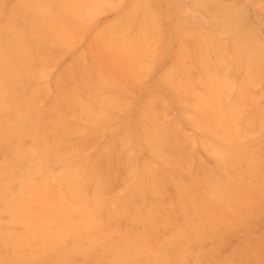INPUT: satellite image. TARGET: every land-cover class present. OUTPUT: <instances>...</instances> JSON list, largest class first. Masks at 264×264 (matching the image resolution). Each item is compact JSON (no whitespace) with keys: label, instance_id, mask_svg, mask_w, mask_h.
<instances>
[{"label":"rangeland","instance_id":"374dc122","mask_svg":"<svg viewBox=\"0 0 264 264\" xmlns=\"http://www.w3.org/2000/svg\"><path fill=\"white\" fill-rule=\"evenodd\" d=\"M0 79V264H264V0H0Z\"/></svg>","mask_w":264,"mask_h":264},{"label":"bare ground","instance_id":"6f19581e","mask_svg":"<svg viewBox=\"0 0 264 264\" xmlns=\"http://www.w3.org/2000/svg\"><path fill=\"white\" fill-rule=\"evenodd\" d=\"M41 9H42V11H43L44 8H41ZM45 10H47V9H45ZM43 12H44V11H43ZM45 12H46V11H45ZM25 31H26V30L24 29V32H25ZM20 32H21V31H20ZM35 36H36V35H35ZM39 39H40V38H39ZM38 41H39V40H38ZM124 41H125V40H124ZM24 42H25V40H24ZM28 42H29V41H28ZM5 45H6V44H5ZM36 47H37V46H36ZM8 51H9V50H8ZM31 52H32V51H31ZM33 52H34V51H33ZM22 54H23V53H22ZM33 54H34V53H33ZM31 55H32V54H31ZM24 59H25V58H24ZM14 60H15L16 62H18L16 59H14ZM251 60H252V59H251ZM19 63H20V62H19ZM19 63H16V66L20 65ZM11 64H12V63H11ZM22 64H23V63H22ZM253 64H254V63H253ZM22 66H23V65H22ZM78 66H79V68H81L80 65H78ZM10 67H11V66H10ZM14 67H15V66H14ZM20 67H21V65H20ZM257 67H258V66H257ZM72 68H73V67H72ZM14 69H15V68H14ZM14 69H13V70H14ZM20 69H21V71H22V68H20ZM254 69H255V68H254ZM257 69H258V68H257ZM258 70H259V69H258ZM258 70H257V71H258ZM255 72H256V70H255ZM19 73H21V72L19 71ZM257 73H258V72H256V74H257ZM260 75H261V74H260ZM251 76H252V75H251ZM251 76H248V77H251ZM252 77H253V76H252ZM253 79H255V78H253ZM253 79H252V80H253ZM250 80H251V79H250ZM250 80L247 81V82H250ZM252 80H251V81H252ZM0 81H1V83H2V80H1V79H0ZM255 81H256V80H255ZM254 83H255V82H254ZM249 84H250V83H249ZM2 85H3V84H2ZM1 87H3V86H1ZM67 88H68V87H67ZM67 88H66V89H67ZM68 89H69V88H68ZM68 89H67V90H68ZM69 90H70V89H69ZM73 90H74V89H73ZM73 90H72V91H73ZM0 92L3 93V90H0ZM4 92H5V90H4ZM68 92H69V91H68ZM1 93H0V95H1V97H2V99H3L4 96H2ZM4 95H5V93H4ZM4 99H5V98H4ZM4 99H3V100H4ZM47 115H48V113H47ZM154 117H155V116H154ZM25 122H26V121H25ZM29 122H32V120L29 121ZM155 122H156V121H155ZM26 124H27V122H26ZM154 124H156V123H154ZM157 125H158V126H157ZM27 126H28V125H27ZM156 126H157V127H156ZM156 126L153 127V128H155V129L157 128V129H158V128L161 127L160 124H159V122L156 124ZM4 128H6L5 130H7V126L4 127ZM41 128H42V127H41ZM80 128H81V127H80ZM8 131H9V130H8ZM30 131H31V129H30ZM158 131L160 132V130H158ZM161 131H163L162 128H161ZM6 132H7V131H6ZM31 132H32V131H31ZM123 132H124V131H123ZM151 132H152V131H151ZM14 133H15V132H14ZM152 133H154V132H152ZM163 133H165V132H163ZM163 133H162V134H163ZM149 134H150V131L147 132V133L145 134L146 137H148ZM159 134H161V133H159ZM165 134H167V133H165ZM165 134H164L163 136H166ZM154 135H155V133H154ZM119 136H120V135H119ZM129 136H130V135H129ZM131 136H132V135H131ZM152 136H153V135H152ZM157 136H158V135H157ZM160 136H161V135H160ZM163 136H161L160 138L163 139V138H162ZM33 137H34V136H33ZM120 137L122 138V136H120ZM167 137H168V135H167ZM167 137H165V138H167ZM153 138H154V137H153ZM158 138H159V136H158ZM165 138L163 139V142H165V141H164ZM151 139H152V138H151ZM167 139H168V138H167ZM155 141H156V142L159 141L158 143L161 144L162 146L166 145V144L163 145V144L161 143L162 140H159V139L157 140V139H156ZM167 141H168V140H167ZM171 142H172V141H171ZM174 142H176V140H175ZM174 142H173V143H174ZM128 143H129V142H128ZM128 143H127V144H128ZM166 143H167V142H166ZM116 144H117V143H116ZM127 144H125V145H127ZM168 144H169V143H168ZM177 144H178V143H177ZM177 144H175V146H174L175 149H176V147H177V149H178V147H179V146H177ZM149 146L152 147V148H154V145L151 144V143L149 144ZM167 146H169V145H167ZM167 146H164V147H166V148L168 149ZM170 146H171V145H170ZM123 147L125 148V146H123ZM156 147H157V146H156ZM223 147H224V146H223ZM226 147L228 148V146H226ZM157 148H159V147H157ZM157 148H156V150H157ZM169 148H171V147H169ZM175 149H174V150H175ZM224 149H225V148H224ZM164 150H165V149H164ZM171 150H172V149H171ZM238 150H240V147H239V146H238V149H237V156H239L238 153L243 152V151L238 152ZM113 151H114V149H113ZM115 151H116V150H115ZM175 151H176V150H175ZM179 151H180V150H179ZM179 151H176V152L179 153ZM214 151H215V150H214ZM224 151H225V150H224ZM228 151H229V149H228ZM217 152H218V151H217ZM130 153H131V152H129V155H130ZM215 153H216V152H215ZM242 154L246 155V153H244V152H243ZM17 155H19V154H17ZM121 155H122V153H121ZM126 155H127V154H126ZM129 155H127V157H129ZM153 156H154V154H153ZM241 156H242V155H241ZM111 157H112V156H111ZM117 157H118V156H117ZM120 157H122V156H119L118 158H120ZM177 157H178V156H176V158H177ZM122 158H123V157H122ZM180 158H182V157H180ZM180 158H179V159L177 158V160H180ZM232 158H233V157H232ZM73 159H74V158H73ZM173 159H174V157H173ZM70 160H71V159H70ZM111 161H112V160H111ZM118 161H119V160H118ZM60 162H62V161H60ZM116 162H117V161H116ZM125 163H127V161H125ZM111 165H112V164H111ZM128 165H129V168H130L131 164H128ZM128 165H127V166H128ZM133 165H134V164H133ZM127 166H125V167H127ZM110 167H111V166H110ZM131 167H132V166H131ZM175 167H176V166H175ZM106 168H107V167H106ZM77 169H78V167H77ZM126 169H128V168H126ZM200 169H201V168H200ZM6 170H7V168H6ZM131 170H132V169H131ZM177 170H178V169H177ZM78 171H79V170H78ZM129 171H130V170H129ZM6 172H7V171H6ZM76 172H77V171H76ZM80 172H81V171H80ZM177 172H178V171H177ZM198 172H200V171H198ZM201 172L204 173L203 171H201ZM77 173H78V172H77ZM179 173H180V171H179ZM127 174H129V173H126V175H127ZM5 175H6V173H5ZM75 175H76V174H75ZM129 175H130V174H129ZM181 175H183V174H181ZM77 176H78V174H77ZM78 177H79V176H78ZM78 177H77V178H78ZM127 177H128V176H127ZM127 177H125V178H127ZM74 178H75V177H74ZM184 179H185V178H184ZM71 180H73V179H71ZM76 180H77V179H76ZM76 180H75V181H76ZM92 180H93V179H92ZM185 180H187V179H185ZM210 180H211V179H210ZM204 181H205V180H204ZM211 181H213V180H211ZM211 181H210V182H211ZM71 182H72V181H71ZM73 182H74V180H73ZM123 182H124V181H123ZM123 182H122V183H123ZM90 183H91V182H90ZM90 183H88L89 186H90ZM211 183H212V182H211ZM215 183H216V182H215ZM215 183L213 182V184H215ZM70 184H71V183H70ZM88 184L85 185V186H88ZM209 184H210V183H209ZM189 185H190V183H189ZM216 185H218V184H216ZM216 185H215V187H216ZM89 186H88V187H89ZM190 186H191V188L193 187L192 185H190ZM135 188H136V187H135ZM211 188H212L211 190L213 191L214 185H213V187H211ZM88 189H89V188H88ZM193 189H194V187H193ZM215 189H216V188H215ZM224 189H225V188H223V191H224ZM67 190H68V188H67ZM71 190H73V187L71 188ZM211 190H210V191H211ZM216 190L219 191V188H217ZM135 192H136V191H135ZM211 193H212V192H209L208 194L205 195V197H206L207 195H210ZM137 194H138V193H137ZM137 194H136V195H137ZM140 194H141V193H140ZM212 194H213V193H212ZM98 195H99V194H98ZM138 195H139V194H138ZM215 195H217V194H215ZM210 196H211V195H210ZM217 196H218V195H217ZM213 197H214V196H212V198H213ZM219 197H220V196H219ZM219 197H218V198H219ZM135 198H136V196H135ZM135 198H134V199H135ZM137 198H138V197H137ZM137 198H136V199H137ZM214 198H215V197H214ZM218 198H217V199H218ZM103 199H104V198H103ZM106 199H107V198H106ZM109 199H110V198H109ZM112 199H113V198H112ZM114 199H115V198H114ZM138 199H139V198H138ZM209 199H210V198H209ZM215 199H216V198H215ZM72 201H73V200H72ZM103 201H105V199H104ZM107 201H108V200H107ZM136 201H137V200H136ZM108 202H109V201H108ZM216 202H218V201H216ZM105 204H107V203H105ZM113 204H114V203H113ZM113 204H112V205H113ZM112 205L110 204V206H112ZM89 206H90V205H89ZM105 207H107V206H105ZM107 208H108V207H107ZM133 210H134V207H133ZM68 212H69V211H68ZM134 212H135V211H134ZM134 212H133V213H134ZM60 213H61V212H60ZM82 214L87 215V219H88V221H89V224H92V219H91L90 215L87 214V213H82ZM138 214H139V213H138ZM203 216H204V215H203ZM137 218H138V215H137ZM39 221H40V224H41V223H42V219L39 218ZM192 223H193V222H192ZM32 226H33V225H32ZM185 228H186V227H185ZM193 229H194V227H193ZM143 250H144V249H143ZM141 251H142V250H141ZM121 255H123V253H121ZM123 256H124V255H123ZM136 257H137V256H135V258H136ZM167 261H168V259H166V258H161V259L157 260V264H167V263H168Z\"/></svg>","mask_w":264,"mask_h":264}]
</instances>
